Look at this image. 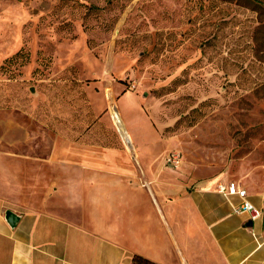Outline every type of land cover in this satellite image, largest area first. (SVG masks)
Instances as JSON below:
<instances>
[{"label":"rangeland","instance_id":"rangeland-1","mask_svg":"<svg viewBox=\"0 0 264 264\" xmlns=\"http://www.w3.org/2000/svg\"><path fill=\"white\" fill-rule=\"evenodd\" d=\"M35 96L70 135L119 140L116 113L191 185L264 193V0H0V109Z\"/></svg>","mask_w":264,"mask_h":264},{"label":"crops","instance_id":"crops-1","mask_svg":"<svg viewBox=\"0 0 264 264\" xmlns=\"http://www.w3.org/2000/svg\"><path fill=\"white\" fill-rule=\"evenodd\" d=\"M16 119L0 109V264H264L261 210L235 212L236 194L191 185L134 136L70 135L35 97ZM137 144H133V139ZM17 216L10 225L5 212Z\"/></svg>","mask_w":264,"mask_h":264},{"label":"built area","instance_id":"built-area-1","mask_svg":"<svg viewBox=\"0 0 264 264\" xmlns=\"http://www.w3.org/2000/svg\"><path fill=\"white\" fill-rule=\"evenodd\" d=\"M169 160L177 163L179 161V154L170 153ZM218 190L224 194H236L241 198V203L234 208L235 212H247L251 221L257 220L261 216V210L247 199L246 190L240 187L235 181H230L227 185H219Z\"/></svg>","mask_w":264,"mask_h":264},{"label":"bare ground","instance_id":"bare-ground-1","mask_svg":"<svg viewBox=\"0 0 264 264\" xmlns=\"http://www.w3.org/2000/svg\"><path fill=\"white\" fill-rule=\"evenodd\" d=\"M113 120L116 123L119 131H121V133L123 134L124 140L126 142H131L130 134L126 131L122 120L120 119V117L116 113L113 114Z\"/></svg>","mask_w":264,"mask_h":264},{"label":"trees","instance_id":"trees-1","mask_svg":"<svg viewBox=\"0 0 264 264\" xmlns=\"http://www.w3.org/2000/svg\"><path fill=\"white\" fill-rule=\"evenodd\" d=\"M134 264H158L148 258L142 257L140 255H134L132 259Z\"/></svg>","mask_w":264,"mask_h":264},{"label":"water","instance_id":"water-1","mask_svg":"<svg viewBox=\"0 0 264 264\" xmlns=\"http://www.w3.org/2000/svg\"><path fill=\"white\" fill-rule=\"evenodd\" d=\"M5 216H6V219H7V221L9 222L10 225H14L15 222L17 221V219H18L17 216H16V214L13 213V212L10 211V210H7V211L5 212Z\"/></svg>","mask_w":264,"mask_h":264}]
</instances>
